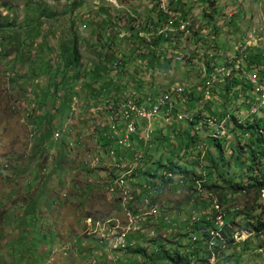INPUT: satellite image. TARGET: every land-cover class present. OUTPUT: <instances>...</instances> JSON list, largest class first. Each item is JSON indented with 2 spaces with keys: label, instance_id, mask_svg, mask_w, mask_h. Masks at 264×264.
Listing matches in <instances>:
<instances>
[{
  "label": "rangeland",
  "instance_id": "374dc122",
  "mask_svg": "<svg viewBox=\"0 0 264 264\" xmlns=\"http://www.w3.org/2000/svg\"><path fill=\"white\" fill-rule=\"evenodd\" d=\"M175 2L167 0L169 22L164 25L168 27L170 16L180 21L177 27L183 35L174 33L168 40L172 43L168 47L173 56L167 55L165 62L160 59L156 63H142L134 51L143 46L131 43L126 28L133 25L135 19L141 23L152 17L151 13L155 11L150 0H0V24L3 25L0 27V221L3 227L0 235L12 237L17 227L15 222L20 224L23 221L21 228H27L22 232L15 231L20 239L17 238L13 244H0V264H18L19 261L23 264H110L113 262L110 254L118 248L110 249L107 239L113 238L115 230L128 233L126 245L115 259V264H169L150 253L153 247H150L149 240L152 237L147 233L156 227L157 218L192 210L205 214L204 203H217V196L202 190L199 179L196 180V188L200 195H195L189 188L191 181L184 180L181 175L174 176L176 185L167 183L159 187L160 196L154 205L157 207L140 198L134 199L137 194L133 192L132 185L125 181L123 186L120 182L125 172H130L132 162L117 163L115 155L120 152L131 156V151H144L143 143L154 144V141L145 139V132L142 131L146 122L138 121L140 127L126 146L116 147L114 143L105 146L102 143L108 127L114 124L111 112L103 108L108 99L115 98L118 104L121 102L117 101L119 97L130 101L126 96L130 94L156 96L176 83L200 91L203 77L200 71L204 70L209 58L219 62L225 57H229V61L235 57L243 62L245 52L248 60L253 58V61H248V66L236 62L233 74L238 76L240 83L239 89L234 92L239 96L237 102L248 103L250 100L242 98L246 94L251 96L254 103L250 107L251 112L260 105L253 86L252 93L247 88L250 82L245 76L246 72H250L264 78V73L259 74L255 67L258 59L255 54L264 51V0ZM74 3L77 4L72 7ZM39 8L45 14H38ZM187 12L193 14L195 25L192 30L189 17L180 19ZM197 16L200 23H196ZM182 25H185L183 29ZM143 38L147 40L146 36ZM195 44L204 46V50L196 48ZM73 46L80 56L79 75L58 94L55 125L43 130L36 126L43 113L38 103L43 99L50 100L52 94H39V90H45L40 84L41 68L47 62L54 68L61 66L64 48ZM191 53L194 56L188 61L187 56ZM17 55L19 60L15 59ZM178 55L180 59H176ZM121 58L124 59L122 63ZM168 58L173 61L170 60L172 63L166 66ZM116 59L120 61L118 66L113 64L112 68L104 70V66L108 67L109 62ZM98 68L101 69L99 81L93 85L85 72ZM210 82L203 81L209 93L204 91L203 99L198 98L197 104L185 100V111L189 116L198 113L204 119L208 117L206 138L215 135L229 140L231 134L224 126V119L209 122L211 111L207 106L215 109L211 104H219L222 100L217 91L211 94ZM105 85L106 90L97 94L98 87ZM178 90L181 92L182 89ZM173 94L177 96V89ZM208 99L212 100L210 104L206 103ZM247 111L243 105L235 114L239 119H245ZM181 123L175 125L182 127ZM149 127V138L162 140L157 136L161 133L166 136L164 143H167V150L177 151L174 146L179 139L172 137L169 140V136L174 135L173 130L161 118H156ZM202 144L205 145V141L199 145ZM118 148L119 152L114 151ZM106 172L112 176L110 180L100 177ZM167 177H170V172L166 173L165 179ZM138 179L134 180L143 186L144 179ZM150 192L144 196L147 202L154 190ZM187 197H190L188 203L185 202ZM196 197L198 199H194ZM261 197L264 198V189ZM196 200L198 204L194 208ZM238 200L240 204L244 201L243 197ZM176 205L179 208L173 209ZM217 220L220 221L219 216ZM157 225L161 227L159 233L165 246L177 245L175 236L181 232L179 226L185 231L183 224L168 228ZM242 225L243 222L238 220L232 224L233 240L237 242L232 253L240 255V264H264V235L258 240L250 239L245 247L241 241H245L251 231L244 230ZM136 227L140 232L135 231ZM189 236L193 234L190 232L177 237L184 244L181 251L189 249ZM259 242L263 247H257ZM132 243L142 245L141 251L148 255L133 251ZM209 245L212 246V243L209 242ZM14 251H19L17 261H13ZM213 261L214 256L209 263ZM228 264L236 262L230 260Z\"/></svg>",
  "mask_w": 264,
  "mask_h": 264
},
{
  "label": "trees",
  "instance_id": "16d2710c",
  "mask_svg": "<svg viewBox=\"0 0 264 264\" xmlns=\"http://www.w3.org/2000/svg\"><path fill=\"white\" fill-rule=\"evenodd\" d=\"M150 2L155 11V13L152 12V17L146 21H141V23H138L137 19H135V21L132 19L135 23L129 28H124L130 33L131 43L136 42L138 45L143 46L141 48L142 52L141 49L138 48L134 51L138 54V59H140L142 63H156L160 59L165 62L167 55L168 57H172L173 54L166 52V50L160 53L159 46L168 43V40L172 39V36L169 37L171 34L167 36L154 35L152 41L146 40L138 35L139 29H144L148 32L157 30L159 27H161L159 29H163L165 23L169 22L166 13L158 10L156 1L150 0ZM76 4L74 3L72 7L76 6ZM38 11L40 15L43 13L40 8ZM43 14H45V12ZM127 18L131 19V17ZM176 23L175 20L171 25H176ZM108 24H110V21ZM37 25L38 23L35 24V26ZM2 26L3 25L0 24V27ZM32 34H34V32H32ZM197 47L202 51L204 50V46L197 45ZM145 49H147V56L144 53ZM207 49L213 51L210 47H207ZM64 51L65 55L61 66L54 68L51 66L50 62H47L41 68L42 70L39 76L41 79L40 84L44 85L42 89L45 88V90L43 92L39 90V94L42 96L52 94L50 100L43 99L38 103L43 113L40 115L36 126L43 128V130L51 129L55 125L54 112L58 111L55 107L57 99L59 100L58 94L69 87L71 81L79 75L78 66L80 56L77 49L74 46L70 48L65 47ZM195 51L199 52L197 49H195ZM237 55H239V53H237ZM149 56L151 57L149 58ZM193 56V53L188 55V61H190ZM219 56V58H221L220 53ZM255 56L258 57L255 67H257L259 74H262L264 73V69L260 68L264 67V51L261 53L257 52ZM185 57L184 55V58ZM180 58L181 56L179 59ZM15 59L19 60V55H17ZM242 59L243 62L234 57L229 61V57H225V60L215 62L212 58H209L204 64V70L200 71L203 73L200 91L196 92L194 89L189 88L190 92L187 94L189 100L197 104L196 100H198V98L203 99L204 91H208L209 93V90L205 89L203 81H211L209 84V86L211 85V94L214 95L217 91V94L220 95L222 100L219 104H211L212 107H216L211 110L209 104L212 100L208 99L206 101V103H209L207 108L209 112L211 111V118L213 117L217 122L224 119V126L231 134L229 140L225 137H218L215 135H208V138H206L207 130L209 129L208 117L204 119L198 113H193L190 121L186 120L182 123L180 122L182 124V127L180 126L181 128L178 127V125L170 127L174 135H170L169 140H171L172 137L179 139V142L176 143L177 145L174 146L177 150L173 151L174 153L167 150V143H164V138H166V136L161 133L157 136H160L162 140L158 137L148 138L151 142L154 141V144L151 143V145H149L143 143L145 146L144 151H131V156H127L126 154L122 155L119 152V148L114 149V151L119 152L117 153L116 159L125 158L127 162H132L134 166L133 171L125 175L123 179V183L126 184V182H128L132 185L133 190H135L133 192L137 195L134 199L140 198L143 200L145 195L151 194L150 190H154V194L150 196L148 202L152 206L155 205L161 192L159 187L163 184L174 183L175 175H181L184 180L189 179L191 181L189 188L195 195H200L196 188V180L199 179L198 184L201 186L202 190L210 194L214 193L217 196V203L215 205H219L218 207H215V205L209 201L208 203H204L206 207L205 214H201L196 210L188 212L190 218L185 224L186 230L179 232L175 236V244L177 245H172L170 247L171 251H167L164 247L162 243L163 238L156 236L157 239H154L153 243L159 244L161 261H167L169 264H228L230 260H235L236 264H240V255L232 253L233 247L237 244V242L233 240L234 230L232 224H235L237 220L242 221V228L251 231L245 241H241L245 247L250 239L258 240V237L264 235V198L261 197V191L264 189V105L263 103H259L260 105L256 107V110L251 112L250 107L253 105V100L250 98L251 96L247 94L242 99L250 100L248 103H242L243 101L237 102L239 96L236 95L234 90L239 89L238 85L240 81L239 78H237L238 76L236 77L233 74V70L237 64L236 62H239L241 66L242 64L248 66V61H253V58L247 59L246 52L242 56ZM123 60V58H121V62L119 59L111 60L108 67L104 66V70L112 68L111 66L113 64L118 66ZM170 60L173 61L171 58H168L167 62L169 63L166 66L172 63ZM232 60H234L235 63ZM118 61L120 62L119 64H117ZM100 70L101 69L98 68L85 72L86 78L93 85H96L99 81ZM246 74L250 75L255 80V82H252L249 78L245 77L250 82L247 87L248 89L250 88V93H252L251 85L253 86V90H258L259 85H263L264 78H260V75L256 76L254 73L250 72H246ZM106 88L107 85L98 87L97 94L103 93ZM36 94L38 95V93ZM167 96L170 97L169 95ZM125 98L126 97H122L121 99L124 100ZM207 98H210V96ZM112 100L113 103L116 101L115 98L108 99L107 101L112 103ZM50 105L52 106L50 108L51 111L49 109ZM243 105L245 109L248 110V115H246L245 119H239L235 113L239 111ZM54 107L55 109H53ZM103 108L107 112L109 111L106 105H104ZM116 120L117 119H115V121ZM119 127V134H117V136L114 135L112 138H109L108 132L105 133V137H102L103 145L110 146L111 143H114L116 147L122 145L118 143V139L123 136L121 130L123 126L120 125ZM109 130L110 128L108 131ZM200 137L201 139H199ZM40 138L42 137L40 136ZM155 139H157V141H155ZM203 141H205V145H199ZM227 149L229 150L228 152ZM106 150H109V148H106ZM104 152L106 153L105 150ZM142 152H144V154ZM165 170L170 172V177H167V179H165V176L168 172ZM100 177L107 178L108 180L112 178L107 172L104 176L100 175ZM140 177L144 179L145 183L143 186L142 184L136 183L134 180H139L138 178ZM174 184L176 185V183ZM237 196H239V198ZM240 197L244 199L241 204L238 200ZM189 198L190 197L186 198V203L189 202ZM194 199L198 198L196 197ZM197 204L198 201L196 200L193 207L197 208ZM129 207L131 206L129 205ZM163 211L164 210H162V212ZM216 214L221 215L216 216ZM215 216V223L221 225L219 227L214 224ZM218 216L224 219L222 224L217 223ZM191 217H193L192 221ZM160 219L161 221L158 222V224L162 223L165 217L159 218V220ZM180 228L182 229V227ZM190 232L193 236H191V239L189 237V242H191L189 249H187L186 252L181 251V247L184 244L182 241L180 242L177 237H182V234L186 235ZM214 232L218 234H213ZM192 238L194 239L192 240ZM209 242L212 243V246L209 245ZM257 247H263V244L259 242ZM142 249L143 247L132 248V250L136 252ZM212 256H214V261L209 263V259Z\"/></svg>",
  "mask_w": 264,
  "mask_h": 264
},
{
  "label": "built area",
  "instance_id": "2783aa9c",
  "mask_svg": "<svg viewBox=\"0 0 264 264\" xmlns=\"http://www.w3.org/2000/svg\"><path fill=\"white\" fill-rule=\"evenodd\" d=\"M155 1L157 3L158 10L163 11L164 13H166V15H168L169 8H168L167 0H155ZM173 21L174 20L172 19V16H170V23L168 27H166L165 29L155 30V35L167 36L173 33L172 25H171ZM176 22L177 25L180 26V21H176ZM139 31H146V30L139 29ZM153 39L154 38L150 40L152 41ZM253 91L257 94L258 102H263L264 105V83L263 85H259L258 90H253ZM181 92H182V96H186L184 91L181 90ZM124 103H126V113H122L124 120V128H122L123 136L121 137V144L125 146L126 143L129 144L131 142L130 137L137 132V129L139 127L138 121H143L147 123L145 126L142 127V131L145 132V138H149V134H150L149 125L156 118H161L165 125L172 126L170 125V116H177V121H182L183 117L189 115V113L185 111V107H180L179 104H178V108H171L170 100H164V97L155 100L151 108H144L138 104V110L136 111H128V103H131V101L124 100ZM209 122H216V120L213 117L212 118L210 117Z\"/></svg>",
  "mask_w": 264,
  "mask_h": 264
},
{
  "label": "clouds",
  "instance_id": "9594fccd",
  "mask_svg": "<svg viewBox=\"0 0 264 264\" xmlns=\"http://www.w3.org/2000/svg\"><path fill=\"white\" fill-rule=\"evenodd\" d=\"M162 88H160L159 90H161ZM186 89H189V88H186ZM127 96V95H126ZM191 97V96H190ZM120 98V97H119ZM188 97H187V94H186V100L188 101ZM119 100H122V99H118L117 101H119ZM108 104H110L111 106H114L115 104H116V101H114V103H109L108 101L105 103V105L107 106ZM110 111V110H109ZM111 115L113 116V113H111ZM191 116V115H190ZM183 121H186V120H182V121H178V122H175L173 125H175V124H178V123H180V122H183ZM113 122H115V120H114V117H113ZM115 124H116V122H115ZM172 125V126H173ZM120 125H118V128H120L119 127ZM169 127H171V126H169ZM110 128V130L108 131V136H109V138H111L110 137V135H111V132H112V129H111V126H109L108 127V129ZM115 136H117V135H115ZM150 136V135H149ZM133 138H134V135L132 136V140H133ZM147 139V138H146ZM117 157H116V155H115V161H117V163H120V162H126V160H125V158H119V159H116ZM131 167V169H132V171H133V165H131L130 166ZM131 169H130V172H131ZM130 172L128 173V171L127 172H125V174L123 175V179H124V176L127 174H130ZM120 182L123 184V186H124V183H123V180H121L120 179ZM146 199L147 198H143V200H145V202L146 203H148L149 204V202H147L146 201ZM146 203H144V204H146ZM156 204V203H155ZM149 205H151V204H149ZM152 206V205H151ZM153 207H157V206H154L153 205ZM172 208H175V209H177V208H179V206L178 205H176V206H174V207H172ZM132 213H134V212H132ZM169 214H164L163 215V217H165V219H164V221H162V223H159L161 226H163V228H168V227H172V226H175V225H177L178 224V226L180 225V224H183L184 225V228H185V230H186V227H185V224L187 223V221H188V219L190 218L189 216V213L188 212H184V213H177L176 215H173L172 217H177V218H175V219H171L172 217H171V215H169ZM180 215V219L178 218V216ZM218 215H221V214H218ZM162 216H161V218H163ZM160 218V217H159ZM159 218H157V220L159 219ZM0 219H1V217H0ZM192 219H193V217H191V221H192ZM221 219H222V223H223V218L221 217ZM215 220H216V218H214V224H216L215 223ZM12 221H14V220H12ZM161 221V219L158 221V222H160ZM158 222L156 221V224H155V226L157 227H155V228H152V231H151V233H147L149 236H151L152 238L149 240V244H150V247H153V249H152V251L150 252V253H153L154 255H153V257H155V258H158V259H160V252H159V244H156V243H153V240L154 239H156V236L157 237H163L162 236V234H160L159 233V230L161 229V227L160 226H158L157 224H158ZM23 223V221L20 223V224H17V222H15V225L17 226L15 229H14V234H13V236L12 237H16L15 239H13L12 237H10V238H4L3 236H1L0 235V244H3V243H8V244H10V243H14L15 242V240L18 238V239H20V237H19V235L15 232V231H20V232H22L24 229H27V228H21V224ZM137 221L134 223V225L136 226L137 225ZM221 223V224H222ZM2 222L0 221V229L1 230H3V227H2ZM218 227L219 226H221V225H218V224H216ZM147 229H149V227H146ZM179 228H180V226H179ZM144 230L143 231H145V227L143 228ZM181 229V228H180ZM135 231H138V232H140V230H137V227H136V229H135ZM0 232H2V231H0ZM147 232V231H146ZM181 232H182V229H181ZM113 233V238L111 239V240H109V239H107V246H109V245H111V247H110V249H114V248H118L117 249V251H115V253H113V254H110V258L111 259H113V262H111L110 264H115V259L117 258V256H118V254H121V252H122V250H123V248L125 247V245H126V236H127V232H125V231H118V230H115V233L114 232H112ZM213 234H218L217 232H214ZM138 235L140 236V237H143V235L141 234V233H138ZM183 235V234H182ZM168 237V235L166 236V238ZM190 237V236H189ZM144 238V237H143ZM2 239V240H1ZM190 239H191V237H190ZM194 239V238H193ZM168 240H170V239H168ZM176 240V239H175ZM131 242H132V240H131ZM134 243H135V241H134ZM134 243H132V245H133V248H138V247H142V245H138V246H136V244H134ZM163 243V245H164V243L165 242H162ZM128 246H131V244L130 245H128ZM164 247L167 249V251L170 249V247H171V245H169V246H165L164 245ZM19 248V247H18ZM169 251H171V250H169ZM139 252H141V253H143V254H145L146 256L148 255V253L146 254V252H144V251H139ZM18 254H19V251H14V258L15 259H13V261H17V259H18ZM150 258H152V257H150ZM161 261V260H160ZM18 264H23L21 261H19L18 262Z\"/></svg>",
  "mask_w": 264,
  "mask_h": 264
},
{
  "label": "bare ground",
  "instance_id": "6f19581e",
  "mask_svg": "<svg viewBox=\"0 0 264 264\" xmlns=\"http://www.w3.org/2000/svg\"><path fill=\"white\" fill-rule=\"evenodd\" d=\"M187 17H189V19H192L189 25L194 27L195 23L193 22V14H190V13L188 14V12H187L186 15L184 17H180V19H185ZM184 27H185V25L181 26L182 29ZM165 28L166 27H164L163 29H165ZM173 28H175V29L172 30L173 33H181L180 30L178 31L177 25L175 27L173 26ZM144 33H147V35H144ZM150 33H151V31L150 32H148V31L147 32L139 31L138 35L140 37H145V36H148ZM184 36H186V35H184ZM171 44L172 43L161 44L159 46L160 47L159 51L161 52L163 50H166V52H168V53L169 52L173 53V51H171V49L168 47ZM179 57H180L179 55L176 56V58H179ZM245 77L249 78L252 82L255 81L250 75L246 74ZM179 88H181L182 91L185 92V94H188L190 92V89H186L182 85H179V84L176 83V84H173V85L169 86L168 88H165L160 94H158L156 96H143V97H141V95H138V94L127 95V98L130 99V101H131V103H128V111H136V110H138V104L141 107H144V108H151V106L154 104V101L159 99V98H162V97H164V100H170V107L171 108H178V104H179L180 107H185L184 106V102L186 100V96H182V92H178ZM176 89H177V96L173 94V92ZM167 95H169L170 97H168ZM171 96H172V98H171ZM260 103H262V102H260ZM115 107H116V110H115ZM107 108L110 110L111 113H113L114 120L117 119L115 121L116 124L114 122V124L111 125L112 132H111L110 137L112 138L114 135L118 134V125H122L123 126L122 128H124V120H123V114L122 113H126V103H124V100H121L120 103L115 104L114 106H111L110 104H108ZM189 117L190 116L187 115V116L183 117V120H189ZM175 122H178L177 121V116H170V125H173ZM122 128H121V130H122ZM118 143H121V137L118 139ZM219 217H220V221L217 220V223L220 222V224H221L222 223V219H221V216H219Z\"/></svg>",
  "mask_w": 264,
  "mask_h": 264
},
{
  "label": "crops",
  "instance_id": "0c3cea01",
  "mask_svg": "<svg viewBox=\"0 0 264 264\" xmlns=\"http://www.w3.org/2000/svg\"><path fill=\"white\" fill-rule=\"evenodd\" d=\"M182 1H183V0H176L175 4L182 3ZM151 14H152V13H151ZM184 16H185V15H184ZM184 16H182V17H184ZM198 18H200V17H199V16L196 17V19H197V20H196V23H200V20H199ZM175 20H176V19H174V21H175ZM188 21L191 22V19H188ZM189 24H190V23H189ZM176 25H177V23H176ZM176 25H173V26L175 27ZM192 27H193V26L190 25V28H191V29H193ZM159 28H161V27H159ZM159 28H158V29H159ZM154 31H155V30H152L151 33L148 35V37L146 36L147 40L150 41V39L153 38V36H154V35H153ZM172 34H174V33H171V35H172ZM171 35H170L169 37H171ZM195 47L198 48L196 44H195ZM159 48H160V47H159ZM160 53H161V52H160Z\"/></svg>",
  "mask_w": 264,
  "mask_h": 264
}]
</instances>
